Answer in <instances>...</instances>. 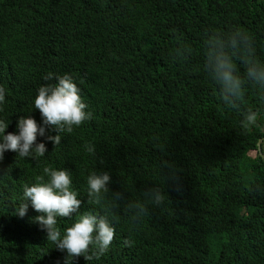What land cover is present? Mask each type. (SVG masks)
Here are the masks:
<instances>
[{
	"label": "trees",
	"instance_id": "obj_1",
	"mask_svg": "<svg viewBox=\"0 0 264 264\" xmlns=\"http://www.w3.org/2000/svg\"><path fill=\"white\" fill-rule=\"evenodd\" d=\"M233 29L253 39L264 61V0H0L5 132L21 116L39 125L37 89L65 74L92 114L59 133V144L46 142L43 157L4 153L0 264H264V159L251 156L264 114L242 130L241 111L221 103L203 70L204 35ZM181 47L191 49L187 60L176 56ZM243 107H259L251 87ZM57 134L46 126V135ZM46 166L67 170L81 200L77 212L57 218L61 233L82 213L111 209L104 254L67 257L35 222L39 213L29 206L16 215L23 187L47 179ZM94 171L110 176L101 204L87 197ZM150 188L165 201L148 204L138 222L111 206L114 193L122 206Z\"/></svg>",
	"mask_w": 264,
	"mask_h": 264
},
{
	"label": "clouds",
	"instance_id": "obj_2",
	"mask_svg": "<svg viewBox=\"0 0 264 264\" xmlns=\"http://www.w3.org/2000/svg\"><path fill=\"white\" fill-rule=\"evenodd\" d=\"M191 55L189 47L177 49L176 56L187 60ZM203 70L216 86L221 103L241 111L240 128L247 131L257 126L258 118L264 114V61L256 56L253 39L245 32L233 29L223 34L206 33L202 41ZM237 64L242 66V73ZM51 79V77H46ZM54 85H42L37 89L33 108L41 116L38 125L30 116H21L16 122V131L6 133L8 124L0 121V160L6 151H12L19 157H43L47 151L46 142L59 144L61 132L71 133L74 127L91 118L85 111L86 104L79 96V89L68 74L57 76ZM251 87L257 96L258 108L243 107L246 102V89ZM4 101V90L0 88V103ZM46 126L57 135H46ZM37 137L41 141L37 142ZM89 153H94L93 146H87ZM254 150L264 159V138L258 137ZM44 176L36 182L25 185L22 191V203L15 210L23 218L29 206L39 215L34 217L39 227L46 232V239L55 247L66 252L67 257L83 256L85 260L104 254L114 236V218L111 209L105 214L96 215L85 212L61 233L56 227L58 217H68L77 212L81 200L72 189L70 173L65 169L43 168ZM110 176L107 172H92L86 178L87 197L94 204H101L108 194ZM123 200L120 193L110 198L112 208L121 211L133 222H138L148 213L147 205L159 206L165 196L159 188H150L144 193V199ZM128 244V241H125ZM93 246L92 255H88L89 246ZM67 264V261H66Z\"/></svg>",
	"mask_w": 264,
	"mask_h": 264
},
{
	"label": "rangeland",
	"instance_id": "obj_3",
	"mask_svg": "<svg viewBox=\"0 0 264 264\" xmlns=\"http://www.w3.org/2000/svg\"><path fill=\"white\" fill-rule=\"evenodd\" d=\"M257 155H258V154H257L256 152H252V153H251V156H252V157H257Z\"/></svg>",
	"mask_w": 264,
	"mask_h": 264
}]
</instances>
